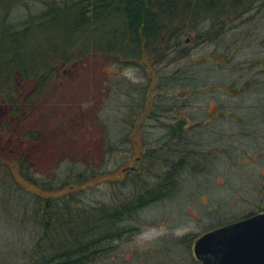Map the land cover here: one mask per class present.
I'll return each mask as SVG.
<instances>
[{"label": "rangeland", "instance_id": "obj_1", "mask_svg": "<svg viewBox=\"0 0 264 264\" xmlns=\"http://www.w3.org/2000/svg\"><path fill=\"white\" fill-rule=\"evenodd\" d=\"M27 5L31 8L14 9L13 20L37 11L33 3ZM256 5L239 19L222 17L213 32H223L215 41L204 39L209 22L197 25V33L184 38L189 55L163 65L158 82H150L140 68L91 54L76 64L60 65L50 93L17 119H11V108L0 95L1 166L14 167V161L26 159L35 177L53 183L85 170L100 174L124 167L130 173L125 184L122 175H112L111 183L85 191V205L124 200L133 189L141 149L128 123L136 119L134 109L140 102L145 110L155 104V114L167 111L157 117L166 121L179 108V117L194 127L189 140L196 146L189 147L203 163L184 167L175 194L133 213L124 223L134 226L132 236L109 245L96 264H193L192 245L201 234L258 204L264 183V1ZM58 30L61 38L63 30L70 35V26L62 29L54 21L38 32L36 45L60 42ZM11 67L2 64L0 86L10 84ZM32 87L10 92L23 101ZM141 114L142 141L159 148L167 138L165 127L147 112ZM126 154L132 156L128 162ZM143 177L157 181L154 175ZM25 190L0 176V264H30L29 253L42 234L35 199Z\"/></svg>", "mask_w": 264, "mask_h": 264}, {"label": "trees", "instance_id": "obj_2", "mask_svg": "<svg viewBox=\"0 0 264 264\" xmlns=\"http://www.w3.org/2000/svg\"><path fill=\"white\" fill-rule=\"evenodd\" d=\"M28 3L37 6V11L13 20L14 9H30ZM254 3L255 0H0V76L2 64H12L8 78L11 85L0 86V95H5L11 108V119H17L50 93L60 65L76 64L91 54L140 68L150 82L152 78L158 82L163 65L189 55L184 38L197 33V25L209 22L204 39L215 41L223 32V28L213 32L222 24V17L239 19ZM54 21L62 29L70 26V35L63 30L61 38L62 32L58 30L60 42L36 45L34 38L38 32ZM14 81L17 87L13 86ZM30 85L33 87L23 101L10 92L12 89L18 94ZM146 93H151L149 87ZM151 104L148 110L142 102L136 105L133 117H137L128 123L139 139L142 178L139 181L140 173H135V185L124 200L117 198L111 204L82 203L85 191L95 184L110 182L112 175H122L123 184L128 182L131 175L124 167L100 174L85 170L53 183L35 177L26 159L14 161V167L12 163L0 165L1 179L26 187L25 191L35 199L34 214L43 230L29 253L30 264H96L106 256L109 245L132 236L134 226L124 223L133 218V213L163 196L175 194L181 187L178 177L184 167L197 168L203 163V158L191 148L196 146L189 140L194 127L179 117L180 109H174L172 118L166 121L157 117L167 111L161 110L159 116L155 114V104ZM142 112H147L149 119H157L167 131L166 141L159 148H148L147 142L142 141ZM206 116L211 120L208 111ZM182 143L186 145L176 150ZM126 155L123 159L128 162L132 156ZM153 175L157 180L153 183L143 177Z\"/></svg>", "mask_w": 264, "mask_h": 264}, {"label": "water", "instance_id": "obj_3", "mask_svg": "<svg viewBox=\"0 0 264 264\" xmlns=\"http://www.w3.org/2000/svg\"><path fill=\"white\" fill-rule=\"evenodd\" d=\"M193 250L214 256L211 264H264V214L203 235Z\"/></svg>", "mask_w": 264, "mask_h": 264}, {"label": "flooded vegetation", "instance_id": "obj_4", "mask_svg": "<svg viewBox=\"0 0 264 264\" xmlns=\"http://www.w3.org/2000/svg\"><path fill=\"white\" fill-rule=\"evenodd\" d=\"M262 0H255V3L253 4V8H251V10H249L248 14H250L253 10H255V8L257 7V3L260 2ZM264 1V0H263ZM256 6V7H255ZM257 120V119H256ZM255 120V122H256ZM262 154V153H260ZM262 157V156H260ZM141 158V157H139ZM264 176V174H262ZM263 186L261 187V190L259 191L260 193V200L258 202V204H256L251 211L249 212H246L244 213L243 215H240L239 217H236V218H233V219H230V220H227L225 222H218V226L215 227L214 229H211L203 234H201L193 243L192 245V260H193V264H211L213 262H215V257L214 256H205V257H201L200 259L197 258L195 256V253H194V245H195V242L200 238L202 237L203 235L209 233V232H213V231H216V230H219V229H223V228H226V227H229L231 225H234V224H237V223H241V222H244L246 220H249V219H252L258 215H262L264 214V183L262 184ZM216 210V208H214Z\"/></svg>", "mask_w": 264, "mask_h": 264}]
</instances>
